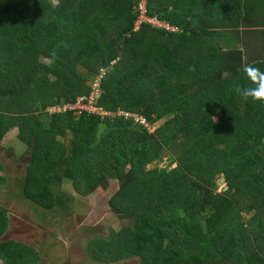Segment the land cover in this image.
Listing matches in <instances>:
<instances>
[{
	"label": "trees",
	"instance_id": "16d2710c",
	"mask_svg": "<svg viewBox=\"0 0 264 264\" xmlns=\"http://www.w3.org/2000/svg\"><path fill=\"white\" fill-rule=\"evenodd\" d=\"M137 3L0 0V141L29 151L22 195L51 212L65 207L64 182L87 197L116 180L109 205L131 226L89 244L97 264H264V105L234 91L246 81L233 48L264 28V0H145L173 32L135 29ZM92 78L96 107L141 122L42 114L86 97ZM161 156L175 166L145 170ZM5 214L0 263L37 264L31 248L1 243Z\"/></svg>",
	"mask_w": 264,
	"mask_h": 264
},
{
	"label": "rangeland",
	"instance_id": "374dc122",
	"mask_svg": "<svg viewBox=\"0 0 264 264\" xmlns=\"http://www.w3.org/2000/svg\"><path fill=\"white\" fill-rule=\"evenodd\" d=\"M93 78L87 82L90 91L86 97L91 95L96 104L101 88L99 81ZM60 106L62 105L50 106L42 111V114L46 116L54 110L63 111L59 109ZM73 111V114L77 113L75 109ZM117 111L119 116L117 118L135 119L141 122L139 118L121 116L119 109L105 117L111 120ZM162 121L164 119L157 121L150 130L155 129ZM102 131L101 125L98 138L101 137ZM13 149L16 151L15 156L11 153ZM28 156L29 151L16 139L10 142L0 141V178L3 181L0 188V210L5 211L7 220L6 233L1 238V243L13 241L31 248L37 255V264H97L88 255L89 244L98 239L108 240L111 232L131 226L130 221L117 219L109 205L118 189L117 181L108 180L106 189L98 188L87 197L74 193L70 184L64 182L62 187L54 192L62 199L65 207L45 212L22 195ZM174 166L171 159L161 156L156 163L146 167L145 170L154 167L172 169ZM216 187L217 193L227 188L221 179H217ZM114 264H137V260L130 259Z\"/></svg>",
	"mask_w": 264,
	"mask_h": 264
},
{
	"label": "built area",
	"instance_id": "2783aa9c",
	"mask_svg": "<svg viewBox=\"0 0 264 264\" xmlns=\"http://www.w3.org/2000/svg\"><path fill=\"white\" fill-rule=\"evenodd\" d=\"M134 12H135V19H134L135 29L138 27V25L143 23L149 25L150 27L159 28V29L163 28L166 31H175V28L170 27V25H168L166 22L157 20L154 17H148L145 10V0H138L136 7H134ZM97 81L99 80L97 79ZM59 109H62L63 111L75 109L77 113H79L82 110H85L88 112L96 113L101 116L111 115L110 114L111 112L102 111L99 107H96L93 102V97L91 95L88 97H77L74 103L72 104L66 103L60 106ZM52 112H59V111L54 110ZM117 113L118 111L115 114L113 113L115 117H119ZM119 114L124 117L131 116L129 113L122 110H119Z\"/></svg>",
	"mask_w": 264,
	"mask_h": 264
},
{
	"label": "clouds",
	"instance_id": "9594fccd",
	"mask_svg": "<svg viewBox=\"0 0 264 264\" xmlns=\"http://www.w3.org/2000/svg\"><path fill=\"white\" fill-rule=\"evenodd\" d=\"M140 25H138V27ZM159 30L166 31L163 28H160ZM166 32H173V31H166ZM238 72H240L243 75V78L246 81V83L243 84L237 83L235 85L234 91L236 92V94L244 102L251 101L253 103H259L261 105H264V70H261V68L258 67L255 63H248V64H243L238 69Z\"/></svg>",
	"mask_w": 264,
	"mask_h": 264
},
{
	"label": "crops",
	"instance_id": "0c3cea01",
	"mask_svg": "<svg viewBox=\"0 0 264 264\" xmlns=\"http://www.w3.org/2000/svg\"><path fill=\"white\" fill-rule=\"evenodd\" d=\"M262 29L264 28H257V33L253 32V35H250V40L245 37V34L242 35L243 32H240L239 37L235 40L233 48H237L242 53L244 64L264 62V33L261 32ZM12 140L14 139L12 138ZM11 153L15 156V149Z\"/></svg>",
	"mask_w": 264,
	"mask_h": 264
},
{
	"label": "flooded vegetation",
	"instance_id": "af4514ba",
	"mask_svg": "<svg viewBox=\"0 0 264 264\" xmlns=\"http://www.w3.org/2000/svg\"><path fill=\"white\" fill-rule=\"evenodd\" d=\"M1 264V263H0Z\"/></svg>",
	"mask_w": 264,
	"mask_h": 264
}]
</instances>
